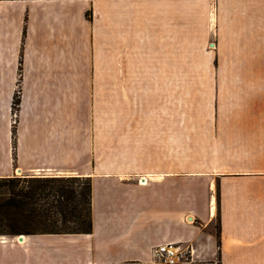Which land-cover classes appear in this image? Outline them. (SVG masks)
<instances>
[{"label": "crops", "instance_id": "obj_1", "mask_svg": "<svg viewBox=\"0 0 264 264\" xmlns=\"http://www.w3.org/2000/svg\"><path fill=\"white\" fill-rule=\"evenodd\" d=\"M145 83H218L219 121H182L164 86L152 118ZM181 173L207 180L192 222ZM14 174L90 176L92 231L0 236V264H162V243L189 247L177 264H264V0H0V177Z\"/></svg>", "mask_w": 264, "mask_h": 264}, {"label": "trees", "instance_id": "obj_2", "mask_svg": "<svg viewBox=\"0 0 264 264\" xmlns=\"http://www.w3.org/2000/svg\"><path fill=\"white\" fill-rule=\"evenodd\" d=\"M19 103L15 93L13 108ZM91 191L90 176H2L0 236L90 233Z\"/></svg>", "mask_w": 264, "mask_h": 264}, {"label": "rangeland", "instance_id": "obj_3", "mask_svg": "<svg viewBox=\"0 0 264 264\" xmlns=\"http://www.w3.org/2000/svg\"><path fill=\"white\" fill-rule=\"evenodd\" d=\"M89 15V14H88ZM102 53V52H100ZM109 58L107 54L105 57L100 55V62L102 64H107ZM187 63L188 61L183 60L181 63ZM191 62V61H190ZM204 63L203 60L200 61ZM149 63H155V59H149ZM193 63V62H191ZM21 68V65H20ZM162 68L153 67L149 68V73H155L156 70H161ZM216 67H208V66H180L179 68H175V71H178L180 74H191V73H214ZM166 70V69H165ZM17 73V84H16V93L20 94V78L22 76V70L19 69ZM152 71V72H151ZM137 86L136 89L142 92H145L147 96V107L148 113L152 118H155V108L158 107L159 98H157V91L161 88V86L165 87L164 89V106H171L170 101L168 104L166 103V98H174V102L172 106H178L180 112V119L184 121L186 117L193 118L197 121V123L203 122H210V123H217L219 121L218 116V91H219V84L218 83H177V84H160V83H145V84H134ZM173 87L174 93H171V86ZM161 97V96H160ZM139 100V99H138ZM145 101V100H143ZM177 101V102H176ZM18 108H13L12 114V128L15 129L16 135V120H17ZM154 120V119H153ZM13 136V134H12ZM181 141L182 138H181ZM215 182V186H213V194L215 195V224L217 225V221L220 219L221 215V180L217 178ZM141 182V179L138 180ZM179 186H180V207H181V214L180 219L183 221H194L198 218L199 211L203 210L204 207V200L207 203V199L204 195L208 193L207 191V180L200 179V180H192L185 176V173H181V177L179 179ZM194 188L195 195L189 196L187 192L189 189ZM138 194L141 198V202L148 205L146 207L147 210H150V204H155L157 201L155 188L153 187H143L137 189ZM106 192L101 194V201L106 198ZM193 198L194 200L189 203L188 198ZM106 202V201H104ZM189 215H193V220L189 218ZM178 245V244H177ZM181 248H188L187 245H182ZM189 258V256H188Z\"/></svg>", "mask_w": 264, "mask_h": 264}, {"label": "built area", "instance_id": "obj_4", "mask_svg": "<svg viewBox=\"0 0 264 264\" xmlns=\"http://www.w3.org/2000/svg\"><path fill=\"white\" fill-rule=\"evenodd\" d=\"M189 252V247L184 249L175 243H162L153 248L154 258L162 264H177L185 261L188 259Z\"/></svg>", "mask_w": 264, "mask_h": 264}, {"label": "water", "instance_id": "obj_5", "mask_svg": "<svg viewBox=\"0 0 264 264\" xmlns=\"http://www.w3.org/2000/svg\"><path fill=\"white\" fill-rule=\"evenodd\" d=\"M23 236H24V234H20V235H18V238H19L20 240H22V239H23Z\"/></svg>", "mask_w": 264, "mask_h": 264}, {"label": "bare ground", "instance_id": "obj_6", "mask_svg": "<svg viewBox=\"0 0 264 264\" xmlns=\"http://www.w3.org/2000/svg\"><path fill=\"white\" fill-rule=\"evenodd\" d=\"M145 182V180L143 181V183Z\"/></svg>", "mask_w": 264, "mask_h": 264}]
</instances>
